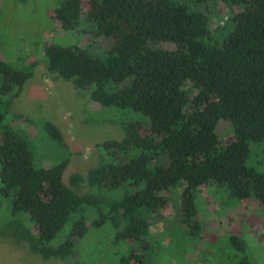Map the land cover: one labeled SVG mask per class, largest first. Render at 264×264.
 Wrapping results in <instances>:
<instances>
[{
  "label": "trees",
  "instance_id": "obj_1",
  "mask_svg": "<svg viewBox=\"0 0 264 264\" xmlns=\"http://www.w3.org/2000/svg\"><path fill=\"white\" fill-rule=\"evenodd\" d=\"M224 1L243 10L233 12L216 33L206 13L174 0H66L54 11L64 31H75L86 18L114 46L101 60L79 47L51 45L48 72L103 108L146 116L149 128L143 132L141 121L123 123L122 140L99 145L104 160L86 176L71 175L66 184L69 160L37 167L27 141L0 113V197L10 201L2 235L46 261L65 262L74 259L77 242L89 231L85 213H106L95 227L115 213L128 222V236L141 240L149 229L145 213L167 208L179 187L188 220L198 216L203 189L221 204L223 198L255 197L264 205V173L248 166L253 145L264 153V0ZM36 65L34 60L16 70L0 60V94L7 107ZM222 120L233 127L226 143L218 133ZM46 127L61 138L55 126ZM84 185L88 193H81ZM120 191L123 196L115 199ZM68 225L67 239L53 245ZM240 251L239 264H252L243 243Z\"/></svg>",
  "mask_w": 264,
  "mask_h": 264
},
{
  "label": "rangeland",
  "instance_id": "obj_2",
  "mask_svg": "<svg viewBox=\"0 0 264 264\" xmlns=\"http://www.w3.org/2000/svg\"><path fill=\"white\" fill-rule=\"evenodd\" d=\"M64 1L0 0V60L16 70H25L37 61L32 78L11 107L5 105V98L0 94V113L5 115V124L27 141L37 167L49 168L69 160L64 176V182L69 184L71 175L86 176L104 160L106 152L99 145L126 136L123 123L141 121L143 132H147L149 119L119 108H103L73 83L48 72L46 48L51 45L79 47L101 60L114 46V40L99 36L96 25L86 18L75 31H64L54 18V11ZM174 1L206 13L212 33L226 26L233 12L243 10L224 0L202 4L194 0ZM85 8L86 11L89 8L88 1ZM17 114L31 123L18 119ZM47 124L55 126L62 139ZM218 133L220 141L226 143L233 134L231 123L222 120ZM255 146L248 166L264 173V153L261 147ZM182 189L179 187L170 193L169 206L164 210L145 213L149 229L141 240L128 236V222L115 213H110L100 227L92 226L106 214L92 211L85 213L90 227L86 236L77 242L74 259L46 261L34 255L25 243L0 232V264H127L132 256L134 260L128 264H239L241 243L252 264H264V205L255 197L249 201L223 198L221 204L213 191L203 189L197 197L198 216L188 220L182 213ZM89 191L86 185L81 188V193ZM122 196L121 191L117 192L115 199ZM0 201L2 230L9 218L10 201L1 197ZM69 226L53 245L67 239Z\"/></svg>",
  "mask_w": 264,
  "mask_h": 264
}]
</instances>
